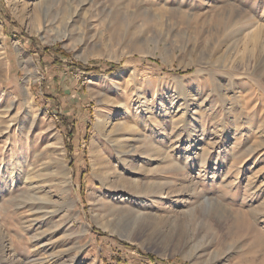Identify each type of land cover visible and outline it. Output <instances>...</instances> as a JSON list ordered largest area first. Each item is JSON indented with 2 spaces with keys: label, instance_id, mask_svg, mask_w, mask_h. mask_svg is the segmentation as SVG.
<instances>
[{
  "label": "rangeland",
  "instance_id": "374dc122",
  "mask_svg": "<svg viewBox=\"0 0 264 264\" xmlns=\"http://www.w3.org/2000/svg\"><path fill=\"white\" fill-rule=\"evenodd\" d=\"M36 3L0 0V264H264V0Z\"/></svg>",
  "mask_w": 264,
  "mask_h": 264
},
{
  "label": "trees",
  "instance_id": "16d2710c",
  "mask_svg": "<svg viewBox=\"0 0 264 264\" xmlns=\"http://www.w3.org/2000/svg\"><path fill=\"white\" fill-rule=\"evenodd\" d=\"M4 21L7 24H12L13 28H17V24L11 21V17L9 15H4ZM17 36H19V38L22 41L27 40V37L23 34V32H20ZM31 43L33 44L32 49H34V51H32L35 55L39 56V59L42 60L44 57H49L52 60V65L56 66L58 64H63V62L67 59V55L65 52H63V50L59 47H49V46H44L42 48L38 47V45H36V42L34 39H30ZM74 70L76 71H83L86 74H98L101 71V67L100 66H95V65H82V64H76L73 65ZM105 72H113L115 70L118 69L119 65L116 64H105ZM188 71H184V72H180V74H188ZM62 124L64 126V130L65 133L67 135L68 140L72 141L74 139V137L76 136V128L74 127V125L70 126L68 124V122L63 118L62 115H60ZM72 145H69L70 150H72ZM149 260H153V262H157L160 263L158 261H156L155 259H153V257L149 258Z\"/></svg>",
  "mask_w": 264,
  "mask_h": 264
},
{
  "label": "bare ground",
  "instance_id": "6f19581e",
  "mask_svg": "<svg viewBox=\"0 0 264 264\" xmlns=\"http://www.w3.org/2000/svg\"><path fill=\"white\" fill-rule=\"evenodd\" d=\"M36 6H38V9H39V12L41 13V12H43V11H47V8L45 9V6H46V4L47 3H45V0H36ZM262 29V28H261ZM261 29H259V30H257V31H255L250 37H248V40L249 39H256L255 41H254V43H253V48H251L250 49V51H248L249 52V54H254L255 52H256V50H257V47H258V45L261 43V41L259 40V37H260V31H261ZM247 38V37H246ZM22 51L20 50V56L22 57V53H21ZM253 56V55H252ZM109 137H111L112 138V134H111V132H110V134H109ZM64 168L66 169V173H67V175L69 174V172H68V170H67V168H66V166L64 165ZM132 184H133V186L135 187V188H137L138 187V183H136V182H132ZM116 196H120V198L122 197L123 198V195H122V193L120 192V193H118V194H116ZM115 196V197H116Z\"/></svg>",
  "mask_w": 264,
  "mask_h": 264
}]
</instances>
